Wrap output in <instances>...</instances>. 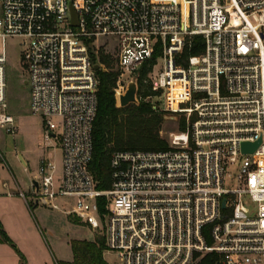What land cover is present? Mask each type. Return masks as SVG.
Returning <instances> with one entry per match:
<instances>
[{
	"label": "built area",
	"instance_id": "obj_1",
	"mask_svg": "<svg viewBox=\"0 0 264 264\" xmlns=\"http://www.w3.org/2000/svg\"><path fill=\"white\" fill-rule=\"evenodd\" d=\"M195 37L202 51L180 65ZM9 38L24 41L30 110L62 154L60 170L41 162L37 205L73 199L66 212L98 231L120 264H264V0H0V128L14 136ZM101 38L115 41L118 102L160 48L163 70L155 63L145 83L188 125L167 151L114 152L107 189L90 170L99 104L91 44Z\"/></svg>",
	"mask_w": 264,
	"mask_h": 264
},
{
	"label": "rangeland",
	"instance_id": "obj_2",
	"mask_svg": "<svg viewBox=\"0 0 264 264\" xmlns=\"http://www.w3.org/2000/svg\"><path fill=\"white\" fill-rule=\"evenodd\" d=\"M114 40L101 38L91 44L92 51L96 54L104 53L112 59V68L118 71L116 66V45ZM24 41L18 38L7 40V65H6V103L8 113L16 122L18 132L9 135L5 129L0 128V163L18 182L19 190L25 194V200L19 196L8 197L6 191L16 189L4 188L0 194V222L2 228L11 239L10 243H0V264H59L73 263L75 260L72 242L87 241L96 242L100 237L99 232L84 224L80 219L69 215L66 211L72 210L73 199L59 198L56 204L60 209L51 206L36 204L32 188V179L29 172H37L44 154V119L33 115L30 110V87L28 73L23 63ZM199 54V53H198ZM197 55V54H195ZM188 57L179 60L180 65L186 66ZM158 66L154 72L159 74L163 70L161 59L156 61ZM104 70L107 67L102 66ZM153 70V67H152ZM136 73L135 76H139ZM119 81V76L116 82ZM116 98V97H115ZM141 98L137 92V103ZM118 108H123L116 98ZM153 105L162 109V101L152 99ZM177 102L172 100L173 108ZM154 108V107H153ZM127 115L132 117L131 110ZM172 116V115H165ZM177 121L165 120L159 125V136L170 144L172 133L185 132L188 128L186 118L178 115ZM112 147V145H111ZM170 148V146H169ZM52 162H55L58 170L61 168V152L57 147L50 149ZM28 163V167L25 164ZM228 188H232L231 183ZM5 192V193H4ZM27 201L30 208L23 202ZM208 243L211 244L210 238ZM23 256V258H22ZM103 258L108 264H120L118 257L111 252L104 251Z\"/></svg>",
	"mask_w": 264,
	"mask_h": 264
},
{
	"label": "trees",
	"instance_id": "obj_3",
	"mask_svg": "<svg viewBox=\"0 0 264 264\" xmlns=\"http://www.w3.org/2000/svg\"><path fill=\"white\" fill-rule=\"evenodd\" d=\"M193 42L194 46L191 51L186 48L178 62L184 57L202 51V39L195 37ZM160 54L161 50L157 48L152 60L144 64L139 71L137 78L138 94L141 98L139 105L118 108L114 89L120 73L113 70V61L110 56L104 53L95 54L91 48L94 64H98L100 69L96 71L99 80V104L93 129L94 155L90 170L99 182L100 189L110 187V162L114 152L169 150V144L159 136L160 130L158 129L166 113L158 107L157 109L153 108L156 105H153L152 99L158 94L152 91L150 84L145 83ZM104 65L107 70L103 69ZM129 110H131L132 117L127 115ZM0 243L12 244L11 239L3 230L1 222ZM72 248L75 256L74 262L59 264H108L103 258L105 246L102 238L94 243L73 241Z\"/></svg>",
	"mask_w": 264,
	"mask_h": 264
},
{
	"label": "crops",
	"instance_id": "obj_4",
	"mask_svg": "<svg viewBox=\"0 0 264 264\" xmlns=\"http://www.w3.org/2000/svg\"><path fill=\"white\" fill-rule=\"evenodd\" d=\"M59 148L58 144L54 141H51V142H46L44 141L43 143V149H44V154L46 156H44L41 161H40V165H41V162L44 161V160H51L48 156H52L51 155V151H49L50 149H56V148ZM61 152V151H60ZM61 158H62V154H61ZM52 161V160H51ZM55 163V162H54ZM28 163L25 164L26 167H28L27 165ZM40 167V166H39ZM30 173V177L32 179V185H33V182L34 181H37V179L39 178V169L37 170V172H29ZM4 188H12V189H16L15 191H6V195L8 197H15L16 196H19V192H22L19 190L18 192V189H20V187L18 186V182H17V179L15 178V176L13 174H11L4 166L1 165L0 163V194H3V189ZM5 193V192H4ZM20 197V196H19ZM22 198V197H20ZM23 200H25V198H23ZM25 205L28 206V208H30V206L28 205V202L25 201L23 202ZM3 245V244H0V246Z\"/></svg>",
	"mask_w": 264,
	"mask_h": 264
},
{
	"label": "water",
	"instance_id": "obj_5",
	"mask_svg": "<svg viewBox=\"0 0 264 264\" xmlns=\"http://www.w3.org/2000/svg\"><path fill=\"white\" fill-rule=\"evenodd\" d=\"M71 16H72V25L77 27L79 25L78 15L72 6H71ZM93 68L95 71H98L100 69V66L98 64H96V65H94ZM25 84L28 85V81H26ZM137 92H138L137 85L135 83H131L129 85V88H128L126 94L120 98L121 107L125 108V107H128L130 104L137 103V98H136ZM164 119L177 121L176 116H165ZM259 145H260V141L258 143H255V144L244 143L242 145V152L245 154L254 153ZM33 185L38 188V182L37 181H34ZM223 206H225V203Z\"/></svg>",
	"mask_w": 264,
	"mask_h": 264
}]
</instances>
